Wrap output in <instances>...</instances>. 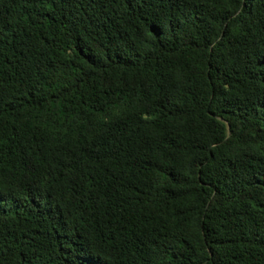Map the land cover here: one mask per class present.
I'll list each match as a JSON object with an SVG mask.
<instances>
[{"label": "trees", "instance_id": "trees-1", "mask_svg": "<svg viewBox=\"0 0 264 264\" xmlns=\"http://www.w3.org/2000/svg\"><path fill=\"white\" fill-rule=\"evenodd\" d=\"M0 264H264V0H0Z\"/></svg>", "mask_w": 264, "mask_h": 264}]
</instances>
